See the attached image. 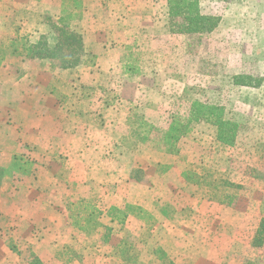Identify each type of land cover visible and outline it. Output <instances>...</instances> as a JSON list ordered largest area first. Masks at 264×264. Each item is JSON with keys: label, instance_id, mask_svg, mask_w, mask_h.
Instances as JSON below:
<instances>
[{"label": "rangeland", "instance_id": "374dc122", "mask_svg": "<svg viewBox=\"0 0 264 264\" xmlns=\"http://www.w3.org/2000/svg\"><path fill=\"white\" fill-rule=\"evenodd\" d=\"M166 1L0 0V264H264V82L233 81L264 79V0H201L202 36L161 30ZM64 37L71 68L30 50ZM192 100L225 109L233 147L201 121L174 153L135 145ZM203 164L231 205L186 183Z\"/></svg>", "mask_w": 264, "mask_h": 264}, {"label": "trees", "instance_id": "16d2710c", "mask_svg": "<svg viewBox=\"0 0 264 264\" xmlns=\"http://www.w3.org/2000/svg\"><path fill=\"white\" fill-rule=\"evenodd\" d=\"M200 1L201 0H167L164 6L165 11L163 12L162 21L164 24L161 27V30L167 34L185 36H202L211 33L217 26L218 18L202 14ZM69 41H71L70 38L64 37L63 42H58L54 47L47 51L40 50V47L36 46L30 47V50H37L35 56L60 58V68L67 69L77 64L75 63L76 52L72 55H67V57H70V60L73 59L72 62H66V57L63 54V47L65 45H70ZM77 45L76 48L80 50L81 43L77 41ZM233 81L234 84H238L239 86L257 89L261 87L264 79L250 80L249 77L241 74L238 77L233 78ZM225 116L226 112L223 107L205 104L198 100H192L189 106L188 120L184 122L183 125L179 124L176 120H173L163 132H158L153 129L152 126H149V128L145 126L140 127L133 131V134L138 139L135 141V145L138 146V144L142 145L145 143H151L152 146L158 150L164 149L167 153H174L176 152V144L189 132V124L201 121L215 127V140L220 147L227 149L233 147L235 144L238 126L234 120L230 118L225 119ZM151 131L152 136L150 139L149 134ZM158 150H156V152H158ZM15 165L17 166V164ZM203 165L204 167L192 165L194 171L198 170L203 172L200 176L192 171H186L183 173V178L186 183L196 187V193L201 191L199 194L201 198L207 197L208 201H214L220 205H231L233 201L237 199L238 186L230 182L228 176L225 177L223 175L222 178L220 172L211 168L206 169L207 164ZM16 166L13 165L15 169ZM211 175L215 177H212ZM125 218L126 214H124L120 220L123 222ZM262 242H264V218L260 221L258 232L255 234L252 243L253 246H261ZM126 248L131 250L129 245H126Z\"/></svg>", "mask_w": 264, "mask_h": 264}]
</instances>
